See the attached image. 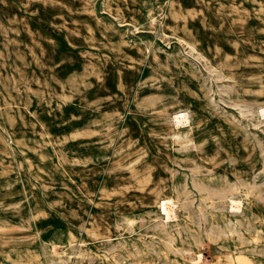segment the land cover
I'll return each mask as SVG.
<instances>
[{
    "label": "rangeland",
    "instance_id": "obj_1",
    "mask_svg": "<svg viewBox=\"0 0 264 264\" xmlns=\"http://www.w3.org/2000/svg\"><path fill=\"white\" fill-rule=\"evenodd\" d=\"M263 9L0 0V264H264Z\"/></svg>",
    "mask_w": 264,
    "mask_h": 264
},
{
    "label": "bare ground",
    "instance_id": "obj_2",
    "mask_svg": "<svg viewBox=\"0 0 264 264\" xmlns=\"http://www.w3.org/2000/svg\"><path fill=\"white\" fill-rule=\"evenodd\" d=\"M238 2V1H237ZM254 2V1H253ZM258 3H260V2H258ZM213 3H211V5H212ZM246 5V4H245ZM247 6V5H246ZM259 6V5H258ZM228 7V6H227ZM248 7V6H247ZM224 8V7H223ZM254 9V8H253ZM258 10V9H257ZM260 10H261V8H260ZM264 10V9H263ZM151 12V11H150ZM259 12V11H258ZM255 13H257V12H255ZM174 14V13H173ZM150 17V16H149ZM258 19V18H257ZM246 20V19H245ZM204 24V23H203ZM256 25V24H255ZM261 29V28H260ZM264 31V30H263ZM191 32H192V30H191ZM190 32V33H191ZM211 32V31H210ZM257 32V31H256ZM192 34V33H191ZM175 36V35H174ZM180 38V37H179ZM183 40H185L186 39V37H184L183 36ZM189 38V37H188ZM204 39V38H203ZM192 40V39H191ZM191 40H185V42L188 44V45H190L191 47H192V49H196V46H195V44L193 43V42H191ZM262 40V39H261ZM264 40V39H263ZM194 41V40H193ZM211 41V40H210ZM220 41V40H219ZM220 43V42H219ZM204 44V43H203ZM163 48V47H162ZM203 48V47H202ZM157 51V50H156ZM157 57V56H156ZM206 59V58H205ZM260 60V59H259ZM212 61V60H211ZM152 62H154V61H152ZM150 64V63H149ZM208 64V63H207ZM262 64V63H261ZM151 66V65H150ZM216 66V65H215ZM176 68V67H175ZM148 73V72H147ZM147 73H146V75H147ZM156 75V74H155ZM210 78V77H209ZM175 83V82H174ZM171 91V90H170ZM140 96V95H139ZM146 97H147V95H146ZM145 97V98H146ZM148 98V97H147ZM135 99V98H134ZM157 99H159L158 97H151V98H149V99H145V100H143V104L144 105H147V104H149V105H153L155 102H156V100ZM134 101V100H133ZM7 102V101H6ZM106 104V103H105ZM177 106V105H176ZM9 107V106H8ZM184 109H186V108H184ZM5 110V109H4ZM171 110V109H170ZM177 110V109H176ZM118 113V111H114L113 113ZM174 112V111H173ZM264 112V111H263ZM3 113H4V111H3ZM189 113V112H188ZM6 114V113H5ZM30 114V113H29ZM95 114V113H94ZM6 116H8L7 114H6ZM5 116V117H6ZM10 116V115H9ZM174 117H172V118H174L175 119V121H176V124L177 125H179V124H184L185 122H187L189 119V117H188V114L187 113H177L176 115H173ZM168 117V116H167ZM77 118V117H76ZM98 118V117H97ZM106 118V117H105ZM107 118H111V117H107ZM171 118V117H170ZM7 119V118H6ZM11 119H12V117H11ZM74 119V118H73ZM8 120V119H7ZM104 120V119H103ZM106 120V119H105ZM157 120V119H156ZM11 121L12 120H10V123H11ZM114 121V120H113ZM15 122V121H14ZM66 122V121H65ZM80 122V121H79ZM112 122V121H111ZM173 122V121H172ZM9 123V124H10ZM37 123V122H36ZM123 123V122H122ZM170 123V122H169ZM12 125V124H11ZM65 125V124H64ZM192 125V124H191ZM190 125V126H191ZM109 126V125H108ZM107 126V127H108ZM121 126V125H120ZM183 126V125H182ZM113 127H116V126H113ZM119 127V126H118ZM4 128V127H3ZM36 128V127H35ZM43 128V127H42ZM76 128V127H75ZM106 128V127H105ZM187 128V127H186ZM191 128H193V126L191 127ZM85 129H86V131H87V133L85 132L84 134H87V135H91V134H95V132L93 133V129H92V126H91V122L90 123H87L86 124V127H85ZM2 130V129H1ZM76 130V129H75ZM78 130V129H77ZM76 130V131H77ZM95 130V129H94ZM99 130V129H98ZM182 130V129H181ZM83 131V130H82ZM108 131V130H107ZM7 132V131H6ZM79 132V131H78ZM77 132V133H78ZM4 133V132H3ZM11 133V132H10ZM67 133V132H66ZM71 133V132H70ZM171 133V132H170ZM180 133V132H179ZM97 134V133H96ZM95 134V135H96ZM172 134V133H171ZM187 134V133H186ZM6 135V134H5ZM67 136V135H66ZM70 136V135H69ZM117 136V135H116ZM181 136V135H180ZM63 137V136H62ZM85 137H86V135H85ZM93 137V136H92ZM171 137H173L172 135H171ZM72 138V137H71ZM89 138V137H88ZM3 139V138H2ZM67 139V138H66ZM69 139H70V137H69ZM4 140V139H3ZM59 140V139H58ZM68 141V140H67ZM67 141H65V142H67ZM104 141V140H103ZM102 141V142H103ZM60 142V141H59ZM65 142H63L64 144H65ZM97 142H98V140H97ZM62 143V142H61ZM68 143V142H67ZM55 144V143H54ZM58 144V143H57ZM114 144V143H113ZM56 145V144H55ZM106 145V144H105ZM57 146V145H56ZM59 146V145H58ZM97 146V145H96ZM99 146H101V145H99ZM99 146H98V148H99ZM112 147V146H111ZM7 148V147H6ZM65 148V147H64ZM70 148V147H69ZM95 149V148H94ZM112 149V148H111ZM10 150V149H9ZM3 151V150H2ZM66 151H68V150H66ZM76 151V150H75ZM91 151V150H90ZM96 151V150H95ZM9 153V152H8ZM63 153V152H62ZM71 153V152H70ZM74 153V152H73ZM93 153H96V152H93ZM79 154V153H78ZM11 156V155H10ZM105 156V155H104ZM69 157V156H68ZM97 157V156H96ZM108 157V156H107ZM70 158V157H69ZM63 159V158H62ZM78 159V158H77ZM4 160V159H3ZM81 160V159H80ZM79 160V161H80ZM88 160V159H87ZM96 160V159H95ZM68 161V160H67ZM100 161H101V159H100ZM11 162V161H10ZM69 162V161H68ZM76 162V161H75ZM108 162V161H107ZM81 163V162H80ZM87 163V162H86ZM98 163V162H97ZM72 164V163H71ZM7 165V164H6ZM5 165V166H6ZM78 165V164H77ZM83 165V164H82ZM86 165V164H85ZM104 165V164H103ZM12 166V165H11ZM102 173V172H101ZM150 174L151 173H149L148 175H147V181L148 180H150ZM14 178V177H13ZM99 179H100V177H99ZM7 186V185H6ZM9 187V186H8ZM157 201L158 202H160V206H161V208H162V213L166 216V218L167 219H169V218H171L172 217V214H173V210H174V201H173V198L171 197V195L170 196H164L162 193H158L157 194ZM232 202L234 203V204H236L237 206L240 204L239 202L240 201H237V200H235V199H232ZM222 203V202H221ZM220 207V206H219ZM131 217V216H130ZM131 219V218H130ZM172 219V218H171ZM14 229V228H13ZM3 230V229H2Z\"/></svg>",
    "mask_w": 264,
    "mask_h": 264
}]
</instances>
